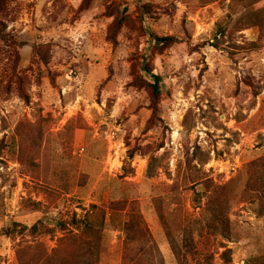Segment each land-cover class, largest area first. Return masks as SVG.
Returning a JSON list of instances; mask_svg holds the SVG:
<instances>
[{
  "label": "rangeland",
  "instance_id": "rangeland-1",
  "mask_svg": "<svg viewBox=\"0 0 264 264\" xmlns=\"http://www.w3.org/2000/svg\"><path fill=\"white\" fill-rule=\"evenodd\" d=\"M141 3L171 48L150 45L139 0H7L0 264H76L80 243L60 240L86 212L99 264H264V0ZM169 233L193 241L180 262Z\"/></svg>",
  "mask_w": 264,
  "mask_h": 264
},
{
  "label": "trees",
  "instance_id": "trees-1",
  "mask_svg": "<svg viewBox=\"0 0 264 264\" xmlns=\"http://www.w3.org/2000/svg\"><path fill=\"white\" fill-rule=\"evenodd\" d=\"M6 3H7V0H0V16L5 11ZM137 10L140 13V16H139L140 27L143 30V32L148 36V38L150 40V45L153 46V48H158L159 50H164V49L171 48L173 45H175L177 43L176 38L173 36L161 37V36L156 35L154 33H151L149 31V28L147 27L146 24H147V20H148L149 16L151 15V12H152L150 4H142L141 0H139V4L137 5ZM127 13H128V7L126 6L122 10L121 14L117 16L115 22L110 27L109 40H111V42L113 44L117 43L118 34L120 33L123 25L127 21ZM0 25H1V21H0ZM33 48L36 49V46H33ZM42 61L47 62V60H45V59H42ZM147 70L150 73L151 81H152L149 85V91H150V96H151V110L153 113V116L151 118V121H152L159 112V103H160V97L162 94V89H161L162 78L152 68L148 67ZM260 160H263V162H264V159H260ZM154 161H155V159L150 160L149 166H148V171H150L153 168ZM257 163L258 162H253L252 165L255 167L258 165H261V164H257ZM215 202L216 201H214V199L209 200L208 201V207L209 208L212 207V210L214 211V215L216 218L215 221L216 222H219V221L222 222V215H220V210L214 206ZM93 208H96V207L93 206ZM74 216H75L76 223L73 224V226L76 227L77 229L78 228L81 229V233L79 234V233H76L74 231H70L69 232L70 237H67V236H69L67 234L63 239L60 240V244L64 246V245H68L69 242H72V243L73 242H79L80 243L81 249L78 252L79 253V258L77 260L78 262L75 261V262H77L76 264H99L100 258H99V255H97V254H99L101 247L99 245L95 244L88 237L89 235L98 231V229L95 227V225L90 220L92 213L86 212V215L83 219H81V218L77 219L76 213L74 214ZM128 224H129V222L126 223L127 227H128ZM14 225H15V228H24L18 223H15ZM65 228H66V225L62 224L61 230L65 232L66 231ZM211 228L215 232H217V230H218V228L216 226L211 227ZM32 230H36V227H33ZM11 232H12V230L8 229L5 231V235H10ZM168 237H169V245L171 247V250H172L173 254L175 255L176 259L180 262L183 258V248H186L189 251L192 250L193 241L191 238L188 239V237H184L183 240H178V238L172 233H169ZM154 248L157 250L156 247H153V246L146 247L145 246V247H142L140 249V252L146 253V252H149L151 250H154ZM229 252H230L229 250H226L223 253V256L225 257L226 262H228L230 260V257L227 256ZM61 262H57L53 256H49V257L46 256L39 264H65V263H63V261H61ZM140 264H143V263H140Z\"/></svg>",
  "mask_w": 264,
  "mask_h": 264
}]
</instances>
